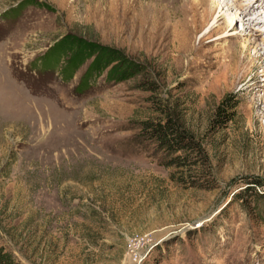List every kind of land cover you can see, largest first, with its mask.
Here are the masks:
<instances>
[{
	"label": "rangeland",
	"instance_id": "rangeland-1",
	"mask_svg": "<svg viewBox=\"0 0 264 264\" xmlns=\"http://www.w3.org/2000/svg\"><path fill=\"white\" fill-rule=\"evenodd\" d=\"M211 7L0 0V247L17 262L264 264V14L215 22ZM70 34L145 70L71 71L69 53L48 67ZM227 96L237 116L220 129ZM161 104L201 144L191 170L143 134Z\"/></svg>",
	"mask_w": 264,
	"mask_h": 264
},
{
	"label": "trees",
	"instance_id": "trees-1",
	"mask_svg": "<svg viewBox=\"0 0 264 264\" xmlns=\"http://www.w3.org/2000/svg\"><path fill=\"white\" fill-rule=\"evenodd\" d=\"M53 50H55L53 57L46 60L48 67H53L61 55L69 53L71 71L80 67L90 58L93 59L91 63V72H97V70H95L96 66L105 69L109 67L111 63L115 62L107 71L108 78L121 77L129 67L133 68L135 71L145 70V67L141 66L137 61L128 58L120 49L93 40H88L76 34H70L57 41ZM123 66L124 68H121ZM151 82L154 83L152 80ZM149 89L154 91L156 87L151 86ZM157 102H160V100H157ZM161 105L165 108L162 114L143 121V134L145 138L155 141L157 147L165 152L166 158L164 157V161L162 162L163 165L174 166L177 170L184 169V167L191 170L192 166L197 165V159H199L195 158V156H201V152H203L201 150V144H199L195 136L184 127L179 116L168 107V104ZM238 106L239 102L232 100L229 96L223 98L215 111L214 123L217 127H220V129L227 128L230 122L237 116ZM191 176V174L188 175V177ZM255 193L258 196L263 195V193L260 194L257 193V191ZM0 264L20 263L17 262L10 253L0 247Z\"/></svg>",
	"mask_w": 264,
	"mask_h": 264
},
{
	"label": "bare ground",
	"instance_id": "bare-ground-1",
	"mask_svg": "<svg viewBox=\"0 0 264 264\" xmlns=\"http://www.w3.org/2000/svg\"><path fill=\"white\" fill-rule=\"evenodd\" d=\"M199 2V4H201L202 2H204L205 4L209 5L211 4V11H210V16L214 17L215 14V8L219 11V17H217L215 19V22L218 21V18H223V12L224 10H229V9H233L235 8L237 11H242V15H243V20L247 19L248 21H250L251 23H260L263 22L262 19V14H264V1L263 0H244L245 4H243V0H235V2H229V0H196ZM261 3L260 7H259V14L258 16H253V7H255L256 2ZM242 2V3H241ZM243 4V5H242ZM227 8V9H226ZM222 14V16H221ZM233 22V21H232ZM232 22L229 23L230 27L232 28ZM247 45H244L243 48H246ZM247 49V48H246ZM256 53H259L256 52ZM224 58H228V56L224 57Z\"/></svg>",
	"mask_w": 264,
	"mask_h": 264
}]
</instances>
